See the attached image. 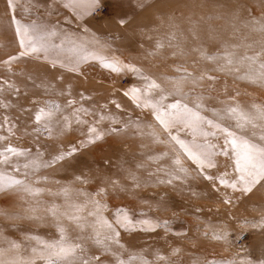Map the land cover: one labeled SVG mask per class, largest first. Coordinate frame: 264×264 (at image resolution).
I'll use <instances>...</instances> for the list:
<instances>
[{"label":"rangeland","instance_id":"1","mask_svg":"<svg viewBox=\"0 0 264 264\" xmlns=\"http://www.w3.org/2000/svg\"><path fill=\"white\" fill-rule=\"evenodd\" d=\"M251 5L255 0H247ZM230 0H170V6L164 11L175 14L176 24L179 26L175 30L176 40L172 44H180L183 53L176 47L169 46V34L172 31L167 26L156 25L158 21L151 17V13H144L147 19L143 22L133 21L131 15L124 17L128 5H120L119 0H104V7L97 12L94 17H84L82 21H77L71 13L63 8L58 10L57 15L50 19L56 22L57 31L60 35L52 37L50 43L57 46L50 52L48 61L43 57L40 60L25 58L14 62L11 65L12 71H8V66L0 63V85L4 81L15 85L20 89V96L10 93L7 85L5 91L0 93V100L11 103L13 107L0 108V123H3L4 116H8L15 124V136L7 131L0 129V135L7 136L6 141L0 142V148L6 144H11L19 148H29L35 152L43 151L42 145L53 146V152L70 147H78L79 151L70 163L57 164L52 168L42 169L41 176H47L49 183L41 184V187L57 191L61 185H69L71 191L67 200L57 198L56 205L61 212H64L60 219L61 225L67 230L73 239L78 234L75 229L76 221L70 220L68 214L87 216L89 211L94 210V205L88 198L78 196L76 190H83L92 194V198L106 205L104 210L105 217H111L119 210H128L137 219L143 218L140 214L144 213L153 219L170 222V231L159 228L155 232L137 231L135 233H122L121 242L124 244L126 252L122 253V258L128 259V253H137L147 259L154 260L156 255L165 257L163 261H156V264H202L207 259L209 264H229L232 260L243 257L252 259H264L261 252L264 248V230L251 229L245 227V221H257L264 217V188L257 187L249 196H241L240 193H233L231 189L220 187L219 192L211 189L209 182L204 181L197 175L190 162L185 166L193 169L187 184L176 182L175 188L166 185H157L154 178H150L148 173L155 172L157 167H170L168 159L160 160L162 152H171L172 145H162L156 143L147 134L140 136L129 128L125 132L106 136L105 139L95 144L81 147V142L86 139L82 133H86V126L73 125V130L63 136L49 139L45 135L40 136V142L36 143L32 136H23L25 130L32 132L35 125V113L40 107H45V101H52L63 106L69 98L77 101V107L83 104L87 108H95L97 115L108 112L114 114L121 122L128 120L129 116H142L143 113L135 108V105L123 95L130 86L142 87L143 82L128 73L116 75L110 73L99 65L98 61L89 60L81 65L79 74L68 72L64 68H51V60H66L74 54L73 47L85 46L89 52H98L101 55L110 57L115 55L121 61L130 62L155 79L167 91L174 90L173 81L179 74L176 68L186 69L194 75L205 73L216 78L214 94H220L221 99L225 94L221 89L226 87V95L234 96L238 90L241 95L235 100L229 101L233 105L250 109L253 103L264 105V88L251 85L247 81L234 80L233 76L215 71L216 65L212 62L201 59L200 53L196 50L204 47L208 53L223 55L220 41L209 39L210 34H217L230 43H240V38L246 33L243 29L233 35V21L227 15V9L219 7L228 4ZM173 12H171L172 10ZM178 13V16L176 15ZM10 13L6 11L5 0H0V25L7 26ZM19 16L20 13L18 12ZM257 16L259 12L257 11ZM72 20V23H65V18ZM124 17L129 23L120 25L119 20ZM35 18L38 23L42 22L40 17ZM83 24V27L80 25ZM186 24L187 26H183ZM146 25V26H145ZM87 28V31H85ZM189 32L188 35H186ZM194 33V34H193ZM67 34L68 39H64ZM183 36V39H180ZM12 32L0 28V60L6 59L8 53L15 52L13 46H8ZM97 38L101 43L111 44V49H102L93 42ZM260 39L259 35H252L246 43ZM185 40H189L187 45ZM164 44L161 49H156L157 42ZM6 48V50H5ZM255 49L241 48L240 52L248 51L252 54ZM155 52V55H149ZM175 53V55H174ZM12 73H16L13 75ZM168 76L169 80L162 79ZM31 77V79H29ZM209 81L205 79L201 82V87L196 89L197 93L207 92ZM41 85V87H37ZM71 89V96L68 89ZM192 85L185 84L184 90L188 91ZM64 92V95L60 93ZM25 93L27 94L25 96ZM80 93L89 97L88 100H80ZM172 98L170 97L169 100ZM35 100L37 103L33 104ZM112 100L121 104V109H116L111 103ZM206 105L223 107L215 101H205ZM30 109L29 112H21L20 106ZM107 105V109L103 108ZM71 109H66V115L71 114ZM208 114V113H206ZM59 115V113H57ZM210 115V114H208ZM89 121L95 122L96 117H87ZM154 130L164 137L163 130L155 123ZM226 125L234 124V121H223ZM256 127L246 124L245 135L255 139L264 134V121H255ZM106 130L109 125L107 122L97 125ZM122 126V125H120ZM119 127V126H118ZM147 131V130H146ZM255 133V137H253ZM218 143L222 144V138ZM153 157L149 159V157ZM47 159L48 156L46 155ZM18 159L23 163L24 158ZM123 162L125 169H130L139 178L140 187H135V182L130 178H125L126 173L122 172L120 165ZM219 168L213 171L232 172V162L227 157H217ZM138 164L144 165L137 168ZM4 166H0L3 168ZM10 171V170H9ZM10 174H13L10 172ZM16 178L22 179L21 174ZM80 175L82 179L87 178L91 182L84 184L74 182L75 176ZM162 177V174H161ZM116 180L114 186L112 181ZM59 181L60 184H56ZM123 186V190L121 188ZM104 189L105 191H99ZM97 192L99 194L97 195ZM196 194L193 195L192 193ZM163 197V199H161ZM3 197L0 196V199ZM225 198H231L232 203H224ZM31 200V198H28ZM45 201L53 198L47 195L41 197ZM72 205H79L77 211ZM27 207L18 197L13 196L8 205L0 204V209L7 208L19 214H23ZM34 215L44 217L43 221H29L27 219H3L0 218V229L6 234L8 241H15L23 244L20 250L6 252V259L29 258L30 248L37 246L36 241L26 239L27 235L39 236L43 239H51L58 236L59 230L53 225L56 223L52 217L51 210L38 208ZM90 219V218H89ZM15 224L18 227H7ZM213 229L217 235H223L227 230V242L224 239L217 240L212 234ZM26 230H30L27 231ZM207 231L209 235L205 238L202 233ZM90 235V230L86 233ZM244 237L242 241L238 238ZM195 245V246H194ZM92 251H97L94 246L86 245ZM115 247V246H114ZM0 248H8V245L0 241ZM179 248L180 251L173 256L172 250ZM42 264V262H38ZM104 264H108L105 261ZM133 264H140L139 259Z\"/></svg>","mask_w":264,"mask_h":264},{"label":"snow or ice","instance_id":"2","mask_svg":"<svg viewBox=\"0 0 264 264\" xmlns=\"http://www.w3.org/2000/svg\"><path fill=\"white\" fill-rule=\"evenodd\" d=\"M5 3L6 11L10 13L9 23L7 26L0 25V28L12 32L8 46H13L15 52L14 54L8 53L7 58L0 60V63L7 65L9 72L12 71L11 65L14 62L25 58L40 60L43 57L45 61L49 60L51 50L57 47L51 44L50 40L60 33L57 31L56 22L43 18L57 15L58 10L63 8L68 10L77 21H82L86 16L94 17L104 7V0H5ZM119 3L121 6L128 5L124 17L131 15L133 21L143 22L147 19L143 14L151 13V17L158 21L157 30L165 26L172 30L169 34V46L176 47L183 53L180 44L171 43L176 40L175 30L179 26L176 24L175 14L164 11L170 6V0H119ZM219 7L228 10L227 15L233 21V35L241 29L246 34L240 38V43H230L215 33L210 34V40L220 41L223 55L210 54L204 47L196 50L200 53L201 59L216 65L213 70L231 75L234 80L247 81L251 85L264 88V0H255L254 5L249 4L247 0H230V3L219 5ZM257 11L259 16H257ZM33 16L42 18V22L38 23L35 18L27 19ZM124 17L119 20L120 25L129 23ZM65 23L70 24L72 20L66 17ZM80 26L83 27V24ZM252 35H259L260 39L246 43ZM64 39H68L67 34H64ZM93 42L102 49H111L112 47L106 42L101 43L97 38H94ZM155 47L161 49L164 44L158 41ZM241 48L255 50L250 55L248 51L240 52ZM71 51L74 55L66 60L52 59L51 68H64L68 72L79 74L81 65L93 60L98 61L105 70L118 76L124 73L137 76L143 82V86H130L123 92V95L143 115L129 116L128 120L122 123L110 112L97 115L94 107L87 108L83 104L77 107V101L72 98H69L63 106L52 101H45V107L38 108L35 113L36 126L32 132L25 130L23 136H32L35 133L33 139L39 143L41 135H45L49 139L53 136L59 138L72 131L75 124L86 126V133H82L86 139L80 145L86 147L105 139L106 136L125 132L131 128L137 135L147 134L158 144L173 146L171 152L165 151L159 156L160 160L168 159L171 166L157 167L155 172L148 173L150 178H154L157 185L175 188L176 182L187 184L189 179H195L191 176L193 169L185 166L186 162H190L197 175L209 182L214 192L218 193L220 187H223L231 189L233 193H240L241 196H249L257 187L264 188V134L259 135V142L244 134L246 124L256 127L255 121H264V105L253 103L250 109L233 105L229 101L235 100L241 93L236 90L234 96L226 95V87L221 89V92L225 94V98L221 99L220 94H214L216 78L205 73L194 75L186 69L177 67L176 72L179 76L173 81L174 90L169 92L146 74L142 68L130 62L121 61L114 54L108 57L98 52H89L83 45L73 47ZM155 54V52H149V55ZM12 74L16 75V73ZM162 79L169 80L170 78L165 75L162 76ZM205 79L210 82L205 90L207 94L205 92L197 93L196 89L201 87V82ZM189 83L192 88L185 91L184 85ZM4 85H7V90L10 93L20 96V89L8 81H4V84L0 85V93L5 91ZM37 87H41V85H37ZM60 94L64 95V92ZM68 94L71 96L70 88ZM170 97L171 100H169ZM88 99L90 98L80 93L81 101ZM206 100L215 101L223 107L206 105ZM32 103L35 104L37 101L33 100ZM111 103L115 105L116 109H121V104L117 101L112 100ZM8 107H13V105L0 100V108ZM102 107L107 109V105ZM66 109L72 110L70 115L64 114ZM20 111L29 112L30 109L21 105ZM89 116L96 117L95 122L89 121L87 119ZM153 120L163 130L164 137L154 130V125L151 122ZM227 120L234 121V124H224L223 121ZM104 122L109 125L106 130L97 126ZM0 129L13 136L16 134L15 124L8 116H4L3 123H0ZM253 137H255V133H253ZM221 138L222 144L218 143ZM7 139V136L0 135V142ZM41 147L44 150L35 152V154L30 147L19 148L10 143L0 148V166H4L0 168V196L3 197L0 199V204L8 205L15 196L27 205L22 215L7 208L0 209V218L43 221L44 217L34 215L38 208L43 207L46 210H51L52 217L56 221L53 226L59 230V234L47 240L26 234V239L34 240L37 243V246L30 248V257L6 259V252L20 250L24 246L15 241H8L5 232L0 229V241L8 245L6 249L0 248V264H38V262H42V264H104L105 261H108V264H133V261L138 259L140 264H156V261L165 259L157 254L155 259L150 261L132 252L128 253L127 260L122 258V253L127 249L121 242L122 233L120 230L125 233L155 232L159 228L170 231L169 221L153 219L144 213L140 214L143 218L137 219L130 211L119 209L110 218L105 217L103 213L106 205L93 199L92 194L83 190H76V194L88 198L89 202L94 205V210L89 211L84 217L74 213L68 214L70 220L77 222L74 230L78 229V234L74 239L69 236L67 230L60 223V219L65 213L57 207L56 199L67 200L71 188L69 185H61L57 191H52L41 187V184L49 183V178L41 176L39 173L42 169L52 168L57 164L70 163L79 148L73 146L63 149L61 147L60 150L53 152L51 145H42ZM220 156L231 160L233 175L230 176L228 171H213L219 168L217 157ZM19 157L24 158L23 163L14 159ZM152 158L149 157V159ZM119 167L122 172L126 173L125 178H130L135 182V187L139 188L140 183L136 173L125 169L123 162ZM136 167L142 168L144 165L138 164ZM10 172L21 174L23 178L18 179ZM74 182L87 184L91 181L77 175ZM55 183L60 184L59 181H55ZM112 184L115 186L117 181L113 180ZM121 188L123 190V186ZM99 191L105 190L100 189ZM98 194L99 192H97ZM44 195L53 199L45 201L41 199ZM232 202L231 198L224 199L226 204ZM72 207L79 211V205H72ZM244 226L264 230V217L257 221H245ZM7 227H18V225L10 224ZM86 230H90L91 234H85ZM27 231L30 230H26V233ZM212 234L217 240L224 239L227 242L226 229L222 236L217 235L215 229ZM202 235L206 238L209 233L205 231ZM86 245L94 246L97 251H92ZM261 247L264 248V245ZM179 251V248L173 249L172 255L175 256ZM261 255L264 256V251L261 252ZM202 264H209V261L205 259ZM229 264H264V259L254 260L250 257H243L232 260Z\"/></svg>","mask_w":264,"mask_h":264},{"label":"bare ground","instance_id":"3","mask_svg":"<svg viewBox=\"0 0 264 264\" xmlns=\"http://www.w3.org/2000/svg\"><path fill=\"white\" fill-rule=\"evenodd\" d=\"M172 10V9H171ZM174 10H172L171 12H173ZM171 14V13H170ZM176 15L178 16V13H176ZM184 27L185 26H187L186 24H182ZM189 34V32L186 34V35H188ZM180 39H183V36L180 38ZM187 42H189V40H185V43H186V45H187Z\"/></svg>","mask_w":264,"mask_h":264},{"label":"built area","instance_id":"4","mask_svg":"<svg viewBox=\"0 0 264 264\" xmlns=\"http://www.w3.org/2000/svg\"><path fill=\"white\" fill-rule=\"evenodd\" d=\"M238 239H239V241H242V240L244 239V237H242V236H241V237H240V238H238Z\"/></svg>","mask_w":264,"mask_h":264}]
</instances>
